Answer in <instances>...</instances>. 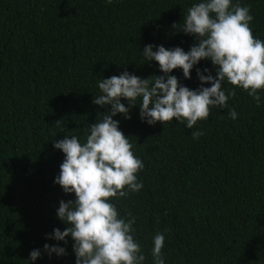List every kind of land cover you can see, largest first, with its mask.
Instances as JSON below:
<instances>
[{
	"label": "trees",
	"instance_id": "obj_1",
	"mask_svg": "<svg viewBox=\"0 0 264 264\" xmlns=\"http://www.w3.org/2000/svg\"><path fill=\"white\" fill-rule=\"evenodd\" d=\"M193 2L0 0V264H28L30 251L45 243H59L67 255L42 253L35 264H74L70 238L67 245L46 239L66 227L55 215L59 201L75 198L53 182L64 159L53 143L64 135L83 139L104 114L92 103L99 79L125 70L142 78L162 75L140 53L145 45L189 50L194 38L173 24H183ZM239 3L250 7L253 35L264 40V0ZM197 67L215 74L210 61ZM171 74L190 89L199 86L195 68L188 80L179 69ZM260 95L258 107L236 88L228 107L211 109L192 129L175 120L150 126L138 105L130 119L113 117L144 163L143 188L116 206L122 217H135L145 264H153L157 233L165 235L166 264H264ZM197 129L204 135L194 140Z\"/></svg>",
	"mask_w": 264,
	"mask_h": 264
},
{
	"label": "clouds",
	"instance_id": "obj_2",
	"mask_svg": "<svg viewBox=\"0 0 264 264\" xmlns=\"http://www.w3.org/2000/svg\"><path fill=\"white\" fill-rule=\"evenodd\" d=\"M105 3L111 5L114 0ZM252 21L250 7L239 0H195L183 24H173L175 30L179 27V32L194 38L188 51L147 44L140 52L146 63L156 62L162 75L142 78L125 70L99 79V94L93 95L92 103L105 109L104 114L88 125L83 139L64 135L53 143L64 156L53 182L75 198L59 201L55 215L66 227L54 228L46 239L67 245L70 238L74 264H145L146 256L134 235L135 217H122L116 206V201L143 188L138 173L144 163L113 117L130 119L131 109L138 105L139 118L150 126L175 120L192 129L209 118L211 109L228 107L236 88L246 91L259 107L260 92H264V40L254 37ZM201 61H210L215 74L197 67ZM194 68L199 81L195 89L171 74L179 69L188 80ZM225 82L234 87L226 90ZM237 116L234 108L229 111L230 119ZM191 135L197 140L204 133L197 129ZM164 246L165 235L155 234L153 264H166ZM42 253L63 257L67 249L45 243L42 250L30 251L28 264H35Z\"/></svg>",
	"mask_w": 264,
	"mask_h": 264
}]
</instances>
